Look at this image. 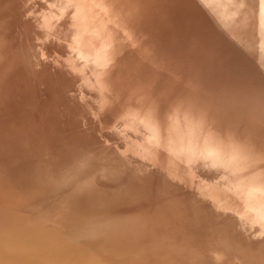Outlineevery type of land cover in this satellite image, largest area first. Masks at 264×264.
I'll use <instances>...</instances> for the list:
<instances>
[{"label": "bare ground", "instance_id": "bare-ground-1", "mask_svg": "<svg viewBox=\"0 0 264 264\" xmlns=\"http://www.w3.org/2000/svg\"><path fill=\"white\" fill-rule=\"evenodd\" d=\"M248 3L0 0V264H264L212 239L264 220Z\"/></svg>", "mask_w": 264, "mask_h": 264}, {"label": "rangeland", "instance_id": "rangeland-1", "mask_svg": "<svg viewBox=\"0 0 264 264\" xmlns=\"http://www.w3.org/2000/svg\"><path fill=\"white\" fill-rule=\"evenodd\" d=\"M247 1H249V3H248V5H247V8H254L255 9V11L256 12H259V11H261L259 14H260V16H262L261 18L262 19H264V15H262L263 14V11L264 10H262V9H264L263 7H264V4L261 2L260 3V1H258V0H247ZM264 1V0H263ZM254 2H255V4H254ZM254 4V6L252 7V5ZM251 5V6H250ZM261 5V6H260ZM256 6V7H255ZM259 8V9H258ZM257 9V10H256ZM256 14H258V13H256ZM253 16V15H252ZM248 18H250V16H249V14H248ZM202 20V19H201ZM255 20H256V18H255ZM222 22V21H221ZM222 23H224V21L222 22ZM229 29H230V31H229V29H227L226 30V33H230L231 34V36L233 35V32H234V27H233V25H231L230 24V27H228ZM253 26L251 27V30L252 31H254L253 29ZM262 32H264V29H261V32L259 33V34H261ZM254 32H252V34H253ZM235 38H237V37H235ZM239 38H240V36H239ZM260 38V37H259ZM232 39L233 38H231V40H229L230 41V43H228V45L224 48L225 49V54H228V55H231V57L233 56L234 57V59H233V57L232 58H229V57H227V59H229V61L227 62L228 64V66H231L232 64L233 65H235V66H231L234 70H235V68H237L236 70H237V73H236V71L234 72V70H233V72H232V77H235V79L238 77V78H242L243 77V73L245 74L246 73V76H244V78H245V80L246 79H248V75L249 74H254V73H258V74H255L254 76H255V78L253 77V79L254 80H256L257 79V81L260 79V80H262V85L260 84V82L261 81H259V83L258 84H256V85H260V86H262V87H260L261 88V92H263V93H261V95L262 94H264V78H262V76L264 77V33H262L261 34V38H260V40L261 41H254L255 39H252L251 40V44H250V42L248 41V39L246 38V43H243V42H241V39H238L237 38V40L236 39H233L234 41H232ZM254 42V43H253ZM240 44V45H239ZM238 50V51H237ZM222 52V51H221ZM238 52V53H237ZM215 53V52H214ZM219 53L220 52H218L217 54L219 55ZM240 53H244V54H247V57H245V60L247 59L248 61H243L242 62V64H243V67H241L242 66V64L240 63V64H235V63H237L238 62V59H240V58H243V56H242V54L240 55V56H237V55H239ZM221 54V53H220ZM212 55V54H211ZM216 55V53L214 54V56ZM224 57V56H223ZM223 57H222V59H223ZM237 58V59H236ZM231 59V60H230ZM225 62L226 61V59L224 58L223 60H221V59H219V63L220 62ZM236 61V62H235ZM230 62V63H229ZM239 62H241V60H239ZM247 63V64H246ZM240 65V66H239ZM244 66H247V67H249V68H246V67H244ZM247 69V70H245V69ZM241 69H243L244 70V72H243V70L241 71H239V70ZM243 72V73H242ZM260 72V73H259ZM217 73H218V70H217ZM242 73V74H241ZM262 73V74H261ZM234 74V75H233ZM238 74V75H237ZM242 76V77H240V76ZM258 75V76H257ZM249 76H251V75H249ZM257 77H259V78H257ZM252 79V78H251ZM250 79V80H251ZM250 80H248V81H250ZM253 80V81H254ZM254 82H256V81H254ZM257 83V82H256ZM248 84H250V85H248ZM247 85L248 86H250V90H249V87H247V89H245L244 90V94L246 93V92H249V94L247 93L246 94V96L247 95H250L251 96V98H253V99H251V98H249V99H247L246 100V103H248V105L245 103H243V105L245 106L246 105V107H248L247 109L248 110H246V109H243V111H247V113L246 114H250V113H252V110H253V112H258V113H254L255 115L253 116V115H251L250 114V116H249V118H250V120H252V117L253 118H256L257 120H255L258 124H256L255 125V127H257L259 124V126L257 127L258 128V130L253 126V128L254 129H256V131H258V132H260V129H261V132H262V134H264V105L262 106V109L260 110V111H257L256 110V108L258 107V105L260 104L259 102H262V101H264V95H263V97L260 95V93H258V94H256L257 92H259V90H254V93H255V95H254V93L253 92H251L252 91V89L251 88H253L254 87V84H253V86H251V84H252V81L251 82H249ZM224 85V84H223ZM244 88H246V85L243 87V89ZM257 88V87H256ZM254 89V88H253ZM247 90H249V91H247ZM263 90V91H262ZM256 91V92H255ZM231 92H233V91H231ZM254 95V96H253ZM261 96L262 97V100H261V98L260 97H258L257 98V96ZM253 96V97H252ZM255 96H256V98H255ZM244 97H245V95H244ZM243 97V98H244ZM249 97V96H248ZM247 98V97H246ZM258 100H260V101H258ZM250 101V102H249ZM256 101H258V105H257V103H256ZM245 102V101H244ZM254 102V104H256V105H254V104H252ZM250 103L253 105V106H255V107H252V105H250ZM264 103V102H263ZM263 103H261V104H263ZM242 105V106H243ZM242 107V108H246V107ZM236 108H238V107H235V109ZM242 108H238L237 110H235L234 108V110L233 111H237L236 112V114H245L241 109ZM252 108H254V109H252ZM251 110V112H250V110ZM259 112H260V115L258 116V114H259ZM235 114V112H231V113H229V115H230V118H231V116H232V118L234 119V121H235V119L236 120H238V119H240L241 117V119H247L248 120V116L246 115V117L244 118L243 117V115H241V117H240V115L238 116L239 118L237 119V117H235L236 116V114ZM248 114V115H249ZM253 114V113H252ZM228 115V116H229ZM232 118H231V120H232ZM247 120H242V122H245L246 124H247V122H249V121H247ZM255 121H251V122H249V123H253V124H255L254 122ZM251 124L249 125L248 124V126H250V127H248L250 130H254L253 128H251L252 126H251ZM252 124V125H253ZM247 126V125H246ZM260 128V129H259ZM255 131V130H254ZM263 142H264V136H263ZM243 222H244V224L241 226V227H238L237 229H232L233 230V235L232 236H229V235H225L224 233H222V234H219V235H217V236H215V235H213L214 236V238H212L214 241H216V242H226L227 244H229V245H237V246H240V247H242L243 246V250L242 251H249V253H251V251L253 250L254 252H255V250H254V246H253V244H255V243H257L258 245H259V247H255V248H264V220L262 219H257V220H252V221H250L249 219H243ZM228 228V227H227ZM227 231H228V229H227ZM228 234H229V232H228ZM227 236H229V237H227Z\"/></svg>", "mask_w": 264, "mask_h": 264}]
</instances>
